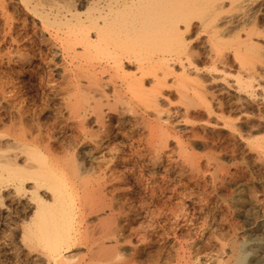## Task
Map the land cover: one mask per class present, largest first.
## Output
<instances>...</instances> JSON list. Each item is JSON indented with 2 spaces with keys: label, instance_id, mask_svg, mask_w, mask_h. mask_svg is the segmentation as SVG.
<instances>
[{
  "label": "bare ground",
  "instance_id": "bare-ground-1",
  "mask_svg": "<svg viewBox=\"0 0 264 264\" xmlns=\"http://www.w3.org/2000/svg\"><path fill=\"white\" fill-rule=\"evenodd\" d=\"M20 1L26 8L33 11L39 21V25L43 29H50L48 34L52 36L54 45L51 46L52 52L49 53H51L52 58L57 56L61 61V72L59 74L60 76L58 75L59 81L55 79L56 77L52 78V76H49L48 72L46 73L49 78H45L48 80L47 83L60 99V101H58V103L60 102L59 108L55 107L58 110L54 109L57 112H54L55 115L52 113L54 117L51 119L53 120H50L49 122L46 121V123L45 120L42 122V119L44 118H42L43 114L40 115L41 108H37L39 109L37 110L32 108L33 106L28 107L27 105L26 107V104L23 103L25 102L24 98L22 95L18 94V90L16 88L14 90H12V88L10 90L8 88L6 89L5 80H0V93L2 94L4 91H9L8 94L5 92V94L2 95L6 105L4 104L5 106L3 107L0 103L2 105L1 107L5 108L0 111V119H2L1 115L3 113L8 114L7 122H3V119L2 123L0 122L5 127L2 131L0 128V190L2 188L8 189L6 193L8 194V192H10L11 195L13 193L15 196L20 195L22 197L23 195H27L29 199L27 205L33 208V210H30L31 212L33 211L31 217V214L28 213L30 214L28 215L30 218L27 217L29 220L25 219L26 222L21 221V224L24 223L22 224V228H20L22 229V233L20 234V238H22L21 242L23 245L27 246L28 251H30L31 254H34V259L38 256L40 260L43 261V264H128L130 262L129 259H127L128 256H125L126 259H122L123 254L121 251L123 248H119L121 240L126 239L124 238V231L127 229L130 231V223L134 216L138 217L140 213L143 214L142 211H152V209H149V204L152 203V201L154 204L153 198L156 196V189L158 187L154 184L152 186H146L144 184L139 186L140 183L134 187L133 185L125 183L126 178H124L125 182L120 188L115 186L117 184L107 185V187L106 182L109 180L111 181V179H116V177L119 178V176L123 175L125 172L131 174L130 170L134 166L133 161L136 160L135 158L137 157H139V160L148 158L149 161L156 157L159 158L158 156L161 152L160 148L157 147L166 145L167 134L165 133V126L168 125H166V121L164 122L166 123L165 126L157 120L155 122H152L151 120L148 121L146 115H148L147 113L150 114L149 110H151L155 116L150 117H157L160 120L161 113H163L162 110L165 109H161L159 106L160 103H162L160 102V99L165 97H162L163 94H167V100H165L167 102L165 103L169 104L171 103V100L168 95L170 94L169 92H172L173 90L179 101L184 105L183 107L181 105L183 111L181 112L185 115L191 113L190 107L198 106L200 102L205 104L204 106L208 104L205 101V93H203V90L201 89V84H203L201 82L203 81L200 82V79H198V77L201 76L200 72L202 73L200 70L204 68L200 69V67L196 65L197 63L195 64L196 61L194 62V59L196 58H194V52L197 50L190 46L191 43L189 45L190 40H188V37L184 34L194 26V24L199 30L207 32V36L205 35V41L209 42V51L207 52L210 54V57L208 56V59L212 57L211 60H214L217 58V55H219L218 53L221 51V46L224 45L227 40V38L226 40L224 39L225 37L222 38L221 34L223 35V33H220L222 30L220 27L218 28V26L220 23L225 24L228 21L230 22L232 19L230 13L232 10L231 12H228L229 15L227 13L224 14V12L223 15H219L223 7H220L222 9H219V5L217 4L220 2H216V0H84V11L83 14H81L75 0H35V3H31V0ZM1 3L3 2H0V4ZM230 3L233 7L238 4L237 0H230ZM238 7H241L240 4ZM1 10L3 9L1 8ZM240 12L242 11L240 10ZM9 14L7 12L4 14L0 13V15H5L6 17ZM234 14H236V12H234ZM237 16L238 15H236V17ZM241 17H244V15ZM34 24L32 25L34 26ZM220 26L225 27L226 25L222 24ZM37 28H35V30H37ZM8 29H12L10 24ZM191 29H193V27ZM11 36L12 35H10V37ZM233 38L234 37L231 39ZM49 42H47L48 45ZM44 43H46V41ZM17 47L18 46H16V48ZM197 48H199V46ZM206 48L207 47L205 46V49ZM223 48L226 50V47ZM246 49H249V46ZM256 50H258V47ZM22 51L24 52V50ZM198 51L201 52V49ZM247 51L248 50H246V52ZM207 52L204 54L208 55ZM220 53H223L222 55L226 56L224 52ZM252 53H249V51L247 52L249 55ZM22 54L24 55L26 53ZM226 54L228 56V52H226ZM239 54H241V51ZM224 56L218 58L226 61V59H223ZM45 58L47 59V57ZM253 59L256 58H252V60ZM56 61L59 62L58 60ZM243 62H241V64H244ZM214 65L216 66V64ZM215 66L211 67L215 70ZM216 68V70L219 69L218 67ZM57 69H59V67H57ZM208 70L210 71V69ZM56 73L57 72H55V74ZM7 74H9L8 71ZM222 75L223 74L221 73V76ZM202 76L204 78V75ZM168 77L170 81L168 80ZM244 80H237L236 83H238L237 86L239 88L247 86V83ZM12 86L15 85H11V87ZM50 88H48V90ZM198 107L197 111L199 109ZM177 108L178 107L176 106V111ZM208 109L207 114H209ZM169 111L168 113H170ZM181 112L178 111V113ZM111 116H114L115 119L112 120ZM170 116H168V118ZM162 117L164 118V116ZM222 120L224 119L222 118ZM89 121H93L95 128H93L94 126H90L91 124L89 125ZM167 121L169 122L170 118ZM225 121L227 122V120ZM126 124L128 126H124ZM191 126H193V124ZM123 127H129L127 128V130H129L126 132L128 136H126L127 141L124 142L122 140L123 142L121 141L120 143V141L116 140V145L112 142L111 134L114 132H121L123 134ZM192 128H195V126ZM138 129L145 130V132L141 130V132H135L136 135H134L133 131H137ZM42 130L47 134V136H45L46 138L41 136V133L42 135H45ZM55 131L62 133L67 132L72 138L71 142L67 141V144L61 146L66 149L62 153L55 152L52 148L53 145L50 143L51 140L53 142L55 140L53 139L55 138ZM59 136H57V138H60ZM67 136L69 137V135ZM63 138L65 139L66 136H63ZM88 141L93 142L92 146L94 148H98L107 142V149L109 148L110 152L109 154L107 153L108 156L105 159V162H99L102 161L101 159L97 160L96 164L91 162L86 164V162L82 163L81 160L77 158V147L86 144ZM118 142L120 144H118ZM177 143L179 145L181 144L179 142ZM172 147L174 146L172 145ZM178 148L180 147L178 146ZM168 150L171 152L170 149ZM105 154L104 156L106 157ZM146 155H148V157H145ZM167 156L168 155H166V157ZM162 162H164V160ZM193 164L195 165L196 163ZM140 165H137V168ZM173 165L174 164H172V166ZM118 166L120 169L122 168V174L119 173L120 171H115L116 167L119 170ZM135 168L134 170H136ZM183 168L184 167H182V169ZM140 169L142 170L141 167ZM150 169L151 168H149V170ZM191 169L193 168L191 167ZM184 170L185 169H183V171ZM135 174L137 175L136 172ZM139 175L142 176V174ZM133 178L135 179L136 177L133 176ZM136 180L138 181V179ZM27 183H29V185ZM141 190L149 192L148 198L141 194L143 191L139 193ZM166 194L160 196L162 205L156 204V206H163L164 209L162 208V210H165V208L168 210L167 208L169 207L171 208V205L167 204L170 195ZM1 195H3V193H1ZM184 205L186 206V204ZM152 207L154 209V206ZM182 209L180 210L182 211ZM184 211L187 210H183L182 212L184 213ZM162 216L165 219L164 215ZM175 216L177 217V214ZM178 216L180 215L178 214ZM166 217H168V215ZM146 220L147 218L145 221ZM253 220L255 219L253 218ZM156 222L160 223L163 221L160 220ZM147 224H149V222ZM261 224L264 226V221ZM149 226L150 225H148V228ZM19 227L21 226L19 225ZM18 232L20 233L21 231ZM157 233L158 232L154 235ZM253 239L254 241H244L241 244H235V246L233 245L234 243H231V245L234 246V258L232 257L233 250L230 248L232 252L230 257L233 258L231 264H264V240H256L255 238H252L251 240ZM218 246L220 245L218 244ZM209 250L210 249H208L207 252ZM226 250L223 249V251ZM228 251L229 250H227V252ZM213 252L212 254H214ZM177 253H179V251ZM10 255L12 256V254ZM192 255L195 256L196 254L193 253ZM214 256L220 257L218 255ZM12 257H10V259ZM177 257H179L178 254ZM209 257L212 256L210 255ZM205 258L206 260L202 257L206 262L207 257ZM199 260L201 259L199 258ZM214 261L216 262V260ZM36 262L37 260L35 263ZM218 262L219 261L216 263L219 264ZM165 264L167 263L165 262Z\"/></svg>",
  "mask_w": 264,
  "mask_h": 264
},
{
  "label": "rangeland",
  "instance_id": "rangeland-1",
  "mask_svg": "<svg viewBox=\"0 0 264 264\" xmlns=\"http://www.w3.org/2000/svg\"><path fill=\"white\" fill-rule=\"evenodd\" d=\"M31 1H32L31 3H35V0H31ZM75 1H76V5L78 4L77 5L78 10L81 12V14H83L84 0H75ZM217 1L220 2L217 4L219 5L218 8L222 9L220 7H223L219 15H223V12L224 14L227 13L229 15L228 12H231L232 10L231 12L232 14L230 13V15H232L231 20L232 21L234 20L233 22L230 20V22L228 21L225 24L222 23L223 25L227 26V27L225 26L226 28L220 26L222 25L221 23L218 26V28L220 27V29L222 30V31L220 30L221 31L220 33H223V35L221 34L222 38L225 37L224 39L226 40L227 38V40L224 44L225 46L222 45L220 48L221 50L220 52H224L226 56L222 55L223 53L221 54L219 52L218 53L219 55H217V58L221 55L219 58L224 56L223 59L224 60L226 59V61H223L219 58L218 59L215 58V59L220 60V61H217L215 59L211 60L212 57L208 59L210 57L209 56L210 54L207 52L209 51L208 50L209 42L205 41L206 39L205 35L207 36V32L203 30H199V28H197L195 24L194 26H192L193 29H191L192 28L191 27L184 34L186 37H188V40H190L189 45L191 43L190 46L196 48L197 50L194 52V56H195L194 58H196L194 59V62L196 61L195 64L197 63L196 65L200 67V69L204 68L200 70L202 71L203 74L200 72L201 76L198 77V79H200V82L203 81L201 82L203 83L201 84V89L203 90L202 92L205 93V101L208 104L204 106L205 104H202L200 102V104L198 105L199 107L198 106L190 107L191 113H189V115H185L182 113L183 112L182 107L184 105L179 101V99L177 98L173 90L172 92H169L170 94L168 95L171 100V103L169 104L165 103L167 102L165 101L167 100L166 98L167 94L166 95L163 94L162 97L164 96L165 97L161 98L160 99L161 101L159 100L160 102H162L160 103L159 106L161 109L165 108L164 109L165 112L164 110H162L163 113H161L160 120L157 117H154V118L150 117V116H155L153 115V112L151 110H149L151 115L149 113H147L148 115H146L147 116L146 118H148V121L151 120L152 122L153 121L155 122L157 120L158 122H161L164 126L166 123H167L166 125L168 126L170 124L169 127L165 126V129H166L165 133L167 134L166 145H163V146L161 145L160 147H157V148H160V152L161 153L163 152V153L161 154L159 152L160 153L158 156L159 158L156 157L151 161H149L148 158H145L146 160L145 159L139 160V157L135 158L136 160L133 161L134 166L130 170L132 175L129 174L128 172H125L123 175H121L122 168L120 169V167L118 166L119 167V170H118V168L116 167L115 171L116 170L118 172L120 171L119 173H121L120 174L121 176H119V178L116 177L117 180L111 179V181L109 180L106 182V186L117 184L115 186L120 188V186H122V184L125 182L124 178H126L125 183L133 185L134 187L138 185L139 183H140L139 186L140 185L142 186L143 184L146 186H150V185L152 186L154 184L158 187L156 189V192L158 194L157 193L155 194L156 196L158 195L157 196L158 198L154 196L153 198L154 204H153V201L152 203L149 204V209H152V211L149 210L148 212V210H146L147 213L146 211L145 212L142 211L143 214L140 213L138 217L134 216V218L131 220V223H130L131 233L129 229L124 231V234H125L124 238L126 239L121 240L119 248L121 249L123 248L122 251L120 249V251L123 254L122 259H126V257L128 256L127 259H129L130 261L128 264H136V263L137 264H165V262L167 264H183V263L184 264H197V263L206 264V262L207 264H213L215 262L214 260H216V262L219 261L218 262L219 264H231L232 263L231 261H233L232 259L234 258L233 247L235 246V244H239V243L241 244L244 241H254V239L251 240L252 238H255L256 240L257 239L264 240V226L261 224L264 221V0H237L238 4L235 3L237 5H234V7L230 3V0H216V2ZM0 2H3L0 4V13L1 14H4L5 12H7L8 14L10 13L9 14L10 17L9 15L7 17L5 15H0V49L2 50V51L0 50L2 52V53L0 52V61L2 62V64L0 62V64L2 65V66L0 65L1 66L0 75H2L0 76L1 77L0 80H5L6 89L8 88L10 90L12 88V90H14L16 88L18 90L19 92L18 94L22 95V97L24 98L25 102L23 103L26 104V107L28 105V107L33 106L32 108H35V109L41 108L40 115L43 114L42 118H44V119L41 118L43 120L41 121L44 122L45 120V123L46 121L49 122L50 120H53L51 118H53L54 117L53 114L55 115V113L57 112L55 111V110H58L56 108H59L60 106V102L58 103L60 99L58 98V95L55 94V91L52 90V88H50V85L47 83L48 82L47 79H49L47 76L49 74V76H52V78L56 77L55 79L59 81V76H60L59 74L61 72L60 70L61 61L59 57L54 56L52 58L51 53H49V52H52L51 46L54 45V40L52 36L48 34L50 29L49 30L43 29L39 25V21L37 17L34 15L33 11L31 9L26 8L20 0H3V1L0 0ZM239 4L241 7H238ZM1 8L3 10H1ZM240 10L243 13L240 12ZM234 12H236V14H234ZM236 15L238 16L236 17ZM243 15L244 17H241ZM228 23H229V26H228ZM9 24L11 25L12 29H8ZM32 24H34V26ZM4 28H6L7 30ZM35 28H37V30H35ZM238 32H239V35H238ZM9 34L12 36L10 37ZM232 37L234 38L231 39ZM8 38H10L11 40ZM43 41L44 42L46 41V43H44ZM238 41H241V42H238ZM47 42H49V45L47 44ZM243 43L245 45L246 44L248 45L245 46ZM16 46H18L17 47L18 49L16 48ZM198 46L199 48H197ZM205 46L207 47L206 49H205ZM248 46H249V49H246L248 48ZM223 47H226V50ZM257 47H258V50H256ZM234 48L236 50L239 49L238 51L239 52L241 51V54H239V52L236 51ZM200 49H201V52L198 51ZM16 50H19V51H16ZM22 50H24V52ZM246 50H248L249 53L250 52L252 53L253 51L252 53L253 55L247 54L248 51L246 52ZM205 52H207L208 55L204 54ZM226 52H228V56ZM22 53H26V54L23 55ZM8 55L11 57H9ZM45 57H47V59ZM252 58H256V59L252 60ZM56 60H58L59 62H57ZM4 61H6L8 64ZM240 61L241 62L244 61L243 62L244 64H241ZM40 64L42 67L40 66ZM214 64H216V66ZM43 66L45 69L43 68ZM211 66H215V70ZM57 67H59V69H57ZM216 67H218L219 69L216 70L217 69ZM208 69H210V71ZM49 70L51 74L49 73ZM213 70L216 73L214 72L212 73ZM7 71L9 74H7ZM47 72L48 74L46 75ZM55 72L57 73L55 74ZM220 72L223 74L222 76ZM3 75L6 77H4ZM202 75H204V78ZM5 78L7 79V81ZM240 79L241 80L245 79L244 81H246L248 87L245 86L244 88H239L237 86L238 83L236 82L237 80H240ZM168 80H169V77H168ZM11 85H15V86L11 87ZM48 88L50 89L48 90ZM5 92L6 94L9 93V91H4L2 94L0 93L1 95L0 103L3 105V107L6 105V103L4 102L2 98V95H4ZM54 96H56L57 98ZM1 104H0V111L5 109L1 107L2 106ZM176 106L178 107L177 111L175 110ZM197 107L199 108L198 111H197ZM166 108L168 111L170 109L169 111L170 113H168ZM208 108L211 110H209ZM207 109H208L209 114H207ZM178 111L179 112L182 111V112L178 113ZM166 113H168L169 115ZM162 116H164V118ZM168 116H170L169 122L167 121L169 120ZM1 117L3 119V122L4 121L7 122L6 121L8 120L7 113H3ZM222 118L224 120H222ZM2 119H0L1 123H2ZM111 119L114 120L115 119L114 116H111ZM225 120H227V122ZM165 121L166 123H164ZM192 124L193 126H191ZM89 125L92 127L94 126L93 128H95L93 121H89ZM124 126H128V125L126 124ZM194 126L195 128H192ZM0 128H1V131L2 129H5L4 125L2 124L0 125ZM127 128L129 127H126V128L123 127L124 129L122 131L123 134L121 132H114L115 134L114 133L111 134L112 142L117 145V141H120V143L122 140L124 142L127 141L126 138L128 136L126 132L129 130V129L127 130ZM141 130L142 129H138L137 131L134 130L133 134L136 135L135 132H141ZM142 131L145 132V130H142ZM42 132L43 134H45V135H42L41 133L42 137L47 136L45 131L42 130ZM61 133L62 132L55 131L54 133L55 138L53 139L55 140L58 139V140L56 141L54 140V142L51 140L50 142L53 145L52 146L53 150L59 153L60 152L62 153L63 151L66 150L65 148L61 146H64L65 144H67L68 143L67 141H70V142L72 141L70 134H68L67 132L66 133L63 132L61 135ZM66 134L69 135V137ZM57 136H59L61 139L57 138ZM63 136H66V138L64 139ZM177 142L181 144L179 145ZM106 143L104 145L99 146L98 148H94L92 146L93 142L88 141L86 144H83L77 147V151H76V155L78 152L77 158L81 160L82 163L86 162V164L90 162L96 164L97 160H101V159L102 161H99V162H105V159L107 158L110 152L109 148L107 149ZM120 143L118 142V144ZM172 145L175 148L172 147ZM178 146L180 148H178ZM176 147L178 150L176 149ZM167 148L170 149L171 152ZM56 149L57 150L60 149L61 151L60 150L57 151ZM165 152H168V153H165ZM104 154L106 155V157L104 156ZM166 155L168 156L166 157ZM169 155L172 157H170ZM145 157H148V155H146ZM168 157H170L171 159L173 158V159L171 160ZM163 160L164 162H162ZM193 163H196V164L194 165ZM172 164L174 165L172 166ZM135 165H136V168H135ZM137 165H140V166L137 168ZM140 167L142 168V170L140 169ZM182 167H184L183 169H185L186 171L185 170L183 171ZM191 167L193 169H191ZM134 168L136 170H134ZM149 168L151 169L149 170ZM177 170L178 172L179 171L181 172L178 173ZM140 171H142L143 173ZM135 172L137 173L138 176L135 174ZM139 174H142V176ZM133 176L136 178L134 179ZM136 179H138V181ZM130 180L132 181L134 180L135 182L133 181L134 182L133 183ZM27 184L29 185V183ZM7 191L8 189H4V188L0 190V197H1L0 201L2 202V203L0 202V212H1L0 213V261H1L0 264H4V263L5 264H13V263L14 264H31V263L40 264L41 262L40 258L36 256V259H34L35 258V256H33L34 254H31V252L28 251L27 246L23 245V243L21 242L22 238H20V234L22 233V229L20 228H22L23 226L22 224H24V223L21 224V221L26 222L25 219L29 220V218L33 214V211L32 212L30 211V210H33V208L27 205L29 201L28 196L27 195H23L22 197L20 195L15 196L13 195V193L11 195L10 192H8V194L10 193L8 196V194L6 193ZM142 191L143 190H141L139 193H141ZM143 192L141 194L144 197L148 198L149 192L147 191H143ZM1 193H3V195H1ZM165 194L170 195L169 202H167V204L171 205V208L170 207L167 208L168 210H166L165 208L166 211L162 210L163 206L162 207L158 205L156 206V204H161L162 200L160 199L161 198L160 196L165 195ZM173 197H174V200H173ZM184 204H186V206ZM150 205L154 206L155 210ZM180 209H182V211L183 210H187V211H184L183 213ZM28 213H30L31 215ZM174 213L177 214V217L175 216L176 214ZM178 214L180 216H178ZM28 215H30V217ZM162 215H164L165 219L163 218ZM167 215L169 219L168 217H166ZM146 218L147 220L145 221ZM166 218H167V221H166ZM253 218L255 220H253ZM160 220L163 222H160V223L156 222ZM148 222L149 224H147ZM150 222L151 224L154 223L155 225L154 224H153L154 226L151 225ZM19 225L21 227H19ZM148 225H150L149 228H148ZM161 226L163 227V229ZM18 231H21V232L19 233ZM154 232L155 233L158 232L161 234L157 233L156 235H154L155 234ZM231 243L232 244L234 243L233 244L234 246L231 245ZM218 244L220 246H218ZM230 248L233 250L232 251L233 258L230 257L232 255ZM205 249L207 250L210 249V250L207 252V250ZM223 249L225 250L227 249L229 251L228 252L227 250L223 251ZM176 251L177 252L179 251V253H177ZM200 251L201 252L203 251V252L201 253ZM133 252H135L136 254ZM212 252L214 254H212ZM193 253L196 255L195 256L192 255ZM10 254H12V256L13 257L15 256V257L13 258ZM177 254L179 255V257H177ZM210 255L212 257H209ZM214 255L216 256L218 255L220 257H215ZM204 256L207 257L206 262H205L206 258ZM222 256H224L226 260ZM10 257L12 258L10 259ZM176 257L178 260L176 259ZM202 257L205 260L202 259ZM214 257L219 260L215 259ZM199 258L201 260H199ZM209 259L212 262H210ZM36 260L37 262L35 263ZM216 262L214 264H217Z\"/></svg>",
  "mask_w": 264,
  "mask_h": 264
},
{
  "label": "snow or ice",
  "instance_id": "snow-or-ice-1",
  "mask_svg": "<svg viewBox=\"0 0 264 264\" xmlns=\"http://www.w3.org/2000/svg\"><path fill=\"white\" fill-rule=\"evenodd\" d=\"M41 264H43V261H41Z\"/></svg>",
  "mask_w": 264,
  "mask_h": 264
}]
</instances>
